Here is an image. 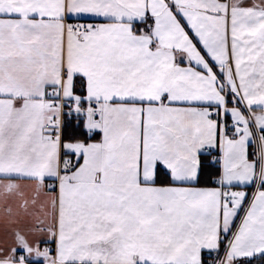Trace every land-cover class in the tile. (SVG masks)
<instances>
[{
	"label": "snow or ice",
	"instance_id": "obj_1",
	"mask_svg": "<svg viewBox=\"0 0 264 264\" xmlns=\"http://www.w3.org/2000/svg\"><path fill=\"white\" fill-rule=\"evenodd\" d=\"M0 264H264V0H0Z\"/></svg>",
	"mask_w": 264,
	"mask_h": 264
}]
</instances>
